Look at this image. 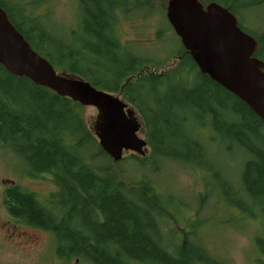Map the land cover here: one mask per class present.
I'll list each match as a JSON object with an SVG mask.
<instances>
[{
  "label": "trees",
  "instance_id": "trees-1",
  "mask_svg": "<svg viewBox=\"0 0 264 264\" xmlns=\"http://www.w3.org/2000/svg\"><path fill=\"white\" fill-rule=\"evenodd\" d=\"M201 1H215L239 16L238 25L257 40L255 56L264 61V30L252 31L240 18L250 7H263L264 0ZM0 6L57 71L118 93L135 109L149 153L141 158L130 153L126 159L152 170L170 161L217 175L220 152L242 157L237 192L254 203L245 206L238 199L232 205L243 215H257L251 211L258 210L264 218V122L202 73L178 38L163 57L151 58L133 53L117 37V12L127 17L128 11L151 8V0H78L80 26L70 31L71 40L62 31L51 32L40 15H25L16 0H0ZM170 56L176 62L166 70L148 68L166 64ZM80 108L78 102L13 76L0 65V142L21 156L29 175L48 173L57 187L51 196L59 214L43 208L33 193L11 187L5 198L15 217L50 231L60 256H80L90 264H223L186 235L171 250L160 243L154 210L163 199L147 180L138 179L134 189L115 177L112 159L86 127ZM72 137L66 144L65 138ZM102 158L104 162L96 161ZM262 224L255 243L264 256ZM257 260L264 264L262 256Z\"/></svg>",
  "mask_w": 264,
  "mask_h": 264
},
{
  "label": "rangeland",
  "instance_id": "rangeland-1",
  "mask_svg": "<svg viewBox=\"0 0 264 264\" xmlns=\"http://www.w3.org/2000/svg\"><path fill=\"white\" fill-rule=\"evenodd\" d=\"M16 1L24 7L25 15H40L39 20L49 24L47 28L51 32L62 31L71 40L70 31L79 29L78 0H37L40 1L37 5L28 4L31 0ZM166 1L151 0V8L128 11L126 14L130 15L127 17L121 11L117 12L116 35L133 53L151 58L163 57L173 47L178 37L165 18ZM141 13L148 15H132ZM240 18L244 27L255 32L264 30V6L250 7L240 14ZM159 30L160 37L156 39ZM175 62L176 58L171 59L170 56L166 64L159 67L149 65L148 68L162 71ZM79 115L90 129L96 109L81 105ZM143 132L141 130L138 135L145 139ZM65 139L66 144L74 141V137ZM130 153L141 158L138 153L125 151V158L109 160L110 168L127 188L137 189L138 179H143L159 193L164 203L157 204L154 214L160 243L167 249L171 250L172 244L187 236L223 264H258L257 258H264L255 243V236L261 235L264 218L258 210L251 211L257 215H243L242 211L232 205V202L242 199L245 206L253 207L254 202L249 197L241 198L236 187L244 158L220 152L215 158L219 172L214 175L203 174L195 167L170 161H163L158 169L152 170L149 165L142 167L138 161L126 159ZM148 153L149 147L146 146L143 156ZM96 161L101 163L104 159ZM28 168L21 156L0 142V178L14 179L19 186L32 191L43 208L59 214L51 196L57 191L51 175L43 173L32 176L27 173ZM32 232L37 237L31 241L27 234ZM5 234L7 232L0 227V264H90L80 256H60L56 253L52 233L48 235L16 220L15 240Z\"/></svg>",
  "mask_w": 264,
  "mask_h": 264
},
{
  "label": "water",
  "instance_id": "water-1",
  "mask_svg": "<svg viewBox=\"0 0 264 264\" xmlns=\"http://www.w3.org/2000/svg\"><path fill=\"white\" fill-rule=\"evenodd\" d=\"M165 18L198 69L234 94L264 122V61L257 40L244 31L227 7L210 1L167 0ZM0 65L16 77L96 109L91 130L113 160L123 152L145 155L136 111L115 92L97 88L77 74L57 71L34 50L0 6ZM121 88V87H120Z\"/></svg>",
  "mask_w": 264,
  "mask_h": 264
},
{
  "label": "flooded vegetation",
  "instance_id": "flooded-vegetation-1",
  "mask_svg": "<svg viewBox=\"0 0 264 264\" xmlns=\"http://www.w3.org/2000/svg\"><path fill=\"white\" fill-rule=\"evenodd\" d=\"M3 145V143H1ZM4 146V145H3ZM43 174V173H42ZM0 182L2 183V186L0 187V227L7 232L5 234L8 238H13L15 240V220L20 223H24L28 225L31 228H34L38 231L51 234L50 231H48L45 228H41L39 226L26 223L19 217H15V209H11L8 200L5 198V193L7 190H9L11 187H15V185L19 186L14 179L8 178V177H1ZM21 189V186H19ZM28 192L33 193L32 191H29L27 189H24ZM35 196V194L33 193ZM36 197V196H35ZM37 199V198H36ZM20 234V233H19ZM28 238L32 241L34 240L37 235L32 232L30 234H27Z\"/></svg>",
  "mask_w": 264,
  "mask_h": 264
}]
</instances>
